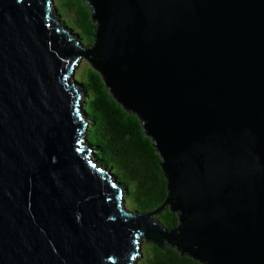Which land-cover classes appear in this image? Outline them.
<instances>
[{
	"label": "water",
	"instance_id": "water-1",
	"mask_svg": "<svg viewBox=\"0 0 264 264\" xmlns=\"http://www.w3.org/2000/svg\"><path fill=\"white\" fill-rule=\"evenodd\" d=\"M85 2L86 45L53 0H0V264H135L141 241L264 264V0ZM81 59L152 141L158 209L89 156Z\"/></svg>",
	"mask_w": 264,
	"mask_h": 264
},
{
	"label": "trees",
	"instance_id": "trees-1",
	"mask_svg": "<svg viewBox=\"0 0 264 264\" xmlns=\"http://www.w3.org/2000/svg\"><path fill=\"white\" fill-rule=\"evenodd\" d=\"M60 1L63 14H71L72 31L75 30L76 34L87 38L88 44L91 43L94 22L86 2ZM56 14H59L57 9ZM72 80L79 84L82 97L87 147L97 163L116 179L123 191V201L126 200L125 196H129L132 208L127 209L139 212L158 209L165 195V180L158 165L159 156L152 141L144 136L137 117L120 107L108 93L99 74L89 65L83 79ZM154 219L165 227L176 224L175 215L167 207L154 215ZM142 242L135 264H199L188 257L179 256L167 245L159 250L147 241Z\"/></svg>",
	"mask_w": 264,
	"mask_h": 264
},
{
	"label": "rangeland",
	"instance_id": "rangeland-1",
	"mask_svg": "<svg viewBox=\"0 0 264 264\" xmlns=\"http://www.w3.org/2000/svg\"><path fill=\"white\" fill-rule=\"evenodd\" d=\"M81 1L82 2H85V0H81ZM53 2H55L54 9L56 7L57 12L59 13V14H57L58 19H64L63 20V25L66 26L67 28L71 29V30L74 29V26H73L72 22L69 19V16L71 14L68 15V16H66L65 14H63L62 6H61V1L60 0H53ZM56 9H55V11H56ZM74 32H75V30H74ZM79 36H81L82 38H84V40H83V44L84 45L88 44L89 41H87V38L86 37H83L82 35H79ZM87 67H88L87 62L84 59H81L79 61L78 65L73 70L74 73H73V76L70 78V80L73 79V78L83 79L85 77V73H86ZM82 136H83V139H84V137L86 136V132H85V135L83 134ZM90 153H92L91 150H90ZM90 153H89V156H91L93 159H95L94 156H93V154H90ZM125 199L126 200L123 201V206L124 205L125 206H128V207H126V209L127 208H130L131 209L132 207L130 205V198H129V196H125ZM142 243H143L142 241L139 242V252H140V248H141Z\"/></svg>",
	"mask_w": 264,
	"mask_h": 264
}]
</instances>
